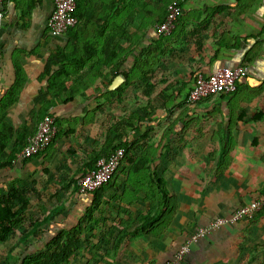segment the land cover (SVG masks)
I'll return each instance as SVG.
<instances>
[{
	"label": "crops",
	"instance_id": "crops-1",
	"mask_svg": "<svg viewBox=\"0 0 264 264\" xmlns=\"http://www.w3.org/2000/svg\"><path fill=\"white\" fill-rule=\"evenodd\" d=\"M88 1L89 5H84L83 10L89 11L90 18L87 22L85 19L81 21V32L91 25L97 26L96 20L104 18V21L99 22V26L104 25V57H111L114 47L121 48L116 56H112L104 65V76H109L113 69L119 72L132 71L137 58L139 61L136 64L144 62L143 57L139 56L140 50L149 47L150 66L156 72L149 84L154 87V91L164 92L165 96L159 100L156 95H152L153 107L149 108L155 107L156 110L149 113L151 119L162 116V106L166 99L167 106L171 103L175 107H181H177L178 110L174 112L175 125L168 130V140L176 137L177 133L180 135L188 122H193L198 135L199 131L200 135H203L204 118L213 112L219 113L217 116L220 119L237 124V131L245 128L240 120L251 117V108L260 105L264 95H260L259 100L255 98L254 93L256 90H264V0H177L180 2L182 14L171 36L166 38H157L154 35V27L165 17L169 0ZM102 1L104 8L102 5L97 8L98 3ZM90 9H93L95 15H92ZM1 10L3 18L0 25V112L4 104L10 101L11 103L4 117L1 119L0 116V127L2 123H6L16 131L25 122L32 121L34 126H31L30 133H33L36 123L45 115V105L41 101L36 102L46 88L47 78L40 79V76L48 57L57 50L66 49L69 37L52 38L47 32L46 23L53 11V0H4ZM136 41L137 46L134 47ZM145 68H134L129 89L134 92V101L139 103L143 99L141 93L145 89V82H141L137 77ZM223 68L246 69V75L237 81L238 89L234 95H222L184 105V97L188 95L198 74L210 76ZM54 70H57V67ZM85 74L86 69L79 71V75ZM66 84L67 89L76 91L77 96L66 104L50 107L46 114L69 129L67 124L71 120L75 119L79 123L86 108L93 106V98L78 85H72L69 81ZM112 103L117 106L112 112L118 116L122 115L118 107L136 106L129 98L124 97ZM184 110L187 112L184 113ZM151 126L154 125L148 126V129H152ZM94 134L93 131L90 137L94 138ZM149 138L147 144L155 145L156 133H150ZM75 139L59 138L55 150H52L53 155L58 153V159L65 163L86 161L84 151L88 150L87 141ZM12 144L13 140L10 141L6 152L11 153ZM140 147L134 152L136 157L142 153ZM94 151L88 150L87 153L92 156ZM45 157L47 155L24 161L18 157L12 167L0 169V193H6L16 181L20 184L28 183L32 175L39 172ZM5 161L0 158V163ZM122 166L125 170L124 163ZM144 179L134 178L135 181ZM113 188L112 181L107 192ZM77 195L82 201L81 204L90 199V195ZM253 200L255 199L239 200L238 204L244 203L240 206L242 207ZM101 231H104V228L99 232ZM183 233V229L178 232L170 229L159 240L146 239L141 236L146 234H140L130 239H134L132 242L124 241L128 243L126 245L117 244L118 252L113 255L105 251V256H102L98 264H110V260H115V264H165L172 261L175 253L182 248ZM99 244L107 247V250H112L113 244L104 243V239L100 240ZM228 249L227 245L216 242L191 244L188 254L179 264L244 263L241 262L239 252L234 254L232 260H226L223 252Z\"/></svg>",
	"mask_w": 264,
	"mask_h": 264
},
{
	"label": "rangeland",
	"instance_id": "rangeland-1",
	"mask_svg": "<svg viewBox=\"0 0 264 264\" xmlns=\"http://www.w3.org/2000/svg\"><path fill=\"white\" fill-rule=\"evenodd\" d=\"M94 38L91 36L92 40ZM136 46L137 41L134 44ZM129 89L124 98H129L136 106L118 107L121 114L126 116L139 115L144 118V115L156 110L155 107L149 108L152 106V95H156L159 100L165 97L164 94L161 97L162 92L153 91L139 103L134 101V92ZM85 93L93 98V106L86 108L79 123L73 119L67 125L72 129L73 138L86 140L88 150H96L103 139L97 133L103 134L104 122L118 116L112 112L117 106L112 102L104 105L103 77L96 80L92 77ZM254 93L255 98H258L264 90H256ZM262 98L260 105L251 108V117L246 114L247 119L240 118L245 127L241 131L235 129L237 124L224 121L217 116L219 113L213 112L204 118L203 135H200V131L198 135L193 122H188L180 135L177 133L176 137L168 140V130L175 125L173 115L179 105L175 107L170 103L167 106V99L162 106V116L151 119L149 115L150 121L145 119L136 129H126L135 150L139 146L142 150H154L151 159L160 150L161 156L155 161L156 173L164 180V186L171 196V208L165 219L147 235L141 236L159 240L170 229L173 232L183 229L182 247L187 245L190 249L191 244L216 242L228 246L229 249L223 252L226 260H232L234 254L239 252L241 262H244L242 264H264V208L251 218L213 229L193 242L200 229L212 225L217 218H225L236 212L244 204H238L239 200H264V95ZM183 103L190 105L187 95ZM150 125L156 128L151 126L152 129H148ZM93 131L94 138H91ZM153 132L157 135L155 145H148L149 134ZM57 155L55 153L50 157L47 154L39 172L33 174L28 183L19 184L24 189L34 190L36 196L31 198V209L17 225L13 237L0 243V264H20L26 256L41 251L44 244L59 231L74 228L83 216L81 251L69 264H98L105 256V251L111 255L118 252L115 240L119 236V225H125L128 232H131L138 226L140 214H153L158 210L161 195L155 185L147 180L125 178L128 175L123 173V166L113 181V190L104 194L97 207L90 208L91 195L90 199L81 204L75 184L84 161L60 164ZM59 209L63 210L62 213L50 220L53 212ZM102 228V239L104 243L113 244L112 250L99 244L98 233H101L99 231ZM110 262L116 263L115 260Z\"/></svg>",
	"mask_w": 264,
	"mask_h": 264
},
{
	"label": "trees",
	"instance_id": "trees-1",
	"mask_svg": "<svg viewBox=\"0 0 264 264\" xmlns=\"http://www.w3.org/2000/svg\"><path fill=\"white\" fill-rule=\"evenodd\" d=\"M172 1L174 0H169V3ZM98 4L99 5L97 8L101 5L104 8V1ZM84 5H89V1L76 0L74 16L77 20V23L64 35L69 37V44L66 49L57 50L48 57L44 71L40 76V79L47 78L46 88L43 91V95L40 96L36 102L41 101L45 105L43 108L45 115H47L46 113L50 107H55L59 104H66L77 96L76 91L73 89H67L66 83L68 81L72 85H78L83 89V91H85L87 87L86 85L89 84V80L92 77L94 80L103 77V79H105L104 100L107 102L104 103V105H109V102L113 101L115 103L117 99L119 101L120 99H123L124 96H126L124 94L131 86L134 68L143 69L146 67V70L144 69V71L137 77V79H140L141 82H145V89L142 91L141 96L148 98L149 95L154 91V87L149 84V81L154 77V75H156V72L153 71L151 69L152 66H150L149 47L140 50L139 56L143 57L142 61L144 62L136 64L139 61L137 60L139 58H137L132 71L119 72L117 69H113L109 76H104V65L110 61L112 56H116V53H118L121 48L114 47L111 52V57H104V25L99 26V22L104 21V18H98L96 20L98 23L97 26L91 25L90 27L84 28V30L81 32L83 29V27H81V21L85 19V22H87V20L90 18L89 11L83 10V8H85ZM90 10L92 11V15H95L93 9ZM91 36H95V38L92 40ZM140 64L142 66H140ZM153 64L156 65L155 62ZM56 67L57 70H54ZM82 69H86L85 75H79V71ZM116 76H121L125 81L116 90L109 91L108 87ZM237 85L238 84L236 82V90L230 95H234L236 93L238 89ZM47 96H49L48 99ZM162 96L163 92L161 94V97ZM10 103L11 101L7 102V105L4 104L1 107V119L4 117L6 109ZM143 117L144 118L140 117L139 115L126 116V114H122L114 118L112 117V120L104 122V131L102 132L103 134L97 133L100 137H103V139L100 145L97 146V149L92 153V156L88 154L87 151H84L86 161H84L83 168L80 172L81 174L78 176L75 184V189L78 193L77 181L83 175L94 170L97 159L106 158L111 152L118 148H125L126 152L124 159L113 179L108 184L90 194L92 196L90 208L97 207L99 205L104 194L109 189L110 184L118 176L123 163L126 167L123 173L128 175V177L126 176L125 178L132 180H134V178H145L144 180L154 184L157 191L160 192L161 203L158 210L153 214H140L138 219L139 224L131 232H128V229L125 225H119V236L116 238L115 244H121L122 242L135 238L140 234L147 235L153 228H156L162 223L163 219H165V216L168 214L171 208V196L164 186V180L157 176L155 168V161L161 156L160 150H157L154 159L150 158V155L154 150H142L141 155L136 157L134 153L136 150L134 146L130 144V138L128 137V131L126 129L134 130L136 127H139L140 123H142V121L145 119L150 121L149 115L146 114ZM39 122L36 123L35 131ZM32 123V121L25 122L16 131H14L6 123L1 124L0 158L5 159L6 161L4 163H0V169L12 167L13 162L17 160L27 142V139L35 133V131L30 133L31 126H34ZM55 124L57 127V133L54 140L45 151L39 153L33 158L42 157L47 154H49L50 157L53 156L52 150H55V144L57 140L61 137H72V129L64 128L62 124L57 121ZM169 130H171V128ZM69 131H71V133ZM61 132L63 134H61ZM11 140H13V144L10 153L6 152V149ZM46 162H48V160H46ZM62 163L63 161L60 160V164ZM143 174L145 175L143 176ZM19 184L20 182L16 181V183L11 184L6 193H0V243H5L8 239L13 237L17 225L24 219L31 209V198L36 196L34 190L30 188L24 189ZM90 208L88 209V212H90ZM62 211V209L56 210L49 219L53 220L59 216ZM84 217L85 216H83L77 222L76 226L71 230L59 231L47 243L44 244L41 251L36 254L26 256L23 258V260H21L20 264H69L73 259L78 257L81 251L82 245L80 237L83 234L82 224ZM101 221L104 222V219ZM124 223L127 222L125 221ZM98 235L100 236L99 241L102 240L104 233L102 232Z\"/></svg>",
	"mask_w": 264,
	"mask_h": 264
},
{
	"label": "built area",
	"instance_id": "built-area-1",
	"mask_svg": "<svg viewBox=\"0 0 264 264\" xmlns=\"http://www.w3.org/2000/svg\"><path fill=\"white\" fill-rule=\"evenodd\" d=\"M4 0H0V25L3 18L1 6ZM76 0H53V11L49 16L46 28L50 37L58 38L66 34L73 28L77 20L74 16ZM182 9L180 2L174 0L167 5L166 14L163 21L154 27V35L157 38L171 36L175 26L181 17ZM264 46V35L262 38ZM246 75L245 68L219 69L210 76L198 74L194 84L187 96L188 102L195 104L213 97L230 95L236 90V82ZM57 133L55 120L51 115H45L38 123L35 133L27 139V142L18 156L21 160L32 159L39 153L45 151L54 140ZM125 148H118L111 152L106 158H99L95 162V168L91 172L83 175L77 181V191L79 195L86 196L108 184L120 167L124 156ZM264 208V200H253L240 207L236 212L225 218H217L212 225L200 229L193 242L204 237L213 229L234 224L241 220L251 218L257 211ZM189 246L182 247L175 258L165 264H178L184 256L188 254Z\"/></svg>",
	"mask_w": 264,
	"mask_h": 264
},
{
	"label": "water",
	"instance_id": "water-1",
	"mask_svg": "<svg viewBox=\"0 0 264 264\" xmlns=\"http://www.w3.org/2000/svg\"><path fill=\"white\" fill-rule=\"evenodd\" d=\"M124 82V79L121 76L115 77V79L112 81V83L109 86V90L113 91L116 90L119 86H121Z\"/></svg>",
	"mask_w": 264,
	"mask_h": 264
}]
</instances>
